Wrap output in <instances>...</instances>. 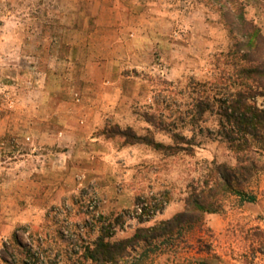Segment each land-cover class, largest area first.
<instances>
[{"label": "rangeland", "instance_id": "rangeland-1", "mask_svg": "<svg viewBox=\"0 0 264 264\" xmlns=\"http://www.w3.org/2000/svg\"><path fill=\"white\" fill-rule=\"evenodd\" d=\"M242 1L264 33V0ZM230 45L195 0H0V264H70L101 226L142 236L117 264H264V159L253 202L174 221L212 163L235 165L197 108L223 91Z\"/></svg>", "mask_w": 264, "mask_h": 264}, {"label": "trees", "instance_id": "trees-1", "mask_svg": "<svg viewBox=\"0 0 264 264\" xmlns=\"http://www.w3.org/2000/svg\"><path fill=\"white\" fill-rule=\"evenodd\" d=\"M195 1L218 17V23L231 42L224 56L232 73L226 75L223 91L198 101L197 108L199 116L215 109L219 131L228 143L235 165L212 163L203 182L204 188L198 192L194 189L186 200L184 211L174 217L178 225L195 223L204 214L221 211V197L226 194L253 202L255 198L245 192L244 185L261 168L260 162L264 159V33L249 18L242 0ZM144 117L152 126L164 127L162 120L157 123L154 116ZM116 135L129 144L145 143L158 149H168L174 154L192 151L190 140L178 134L171 135L173 146L167 147L153 139L138 137L130 130L119 131ZM183 143L187 146H182ZM165 227L169 226L165 224ZM106 229L101 226L94 240L83 241L80 252L64 254L66 261L70 264H117L128 255L132 243L140 242L142 238L137 232L132 238L112 241V232ZM27 255L28 252L24 253Z\"/></svg>", "mask_w": 264, "mask_h": 264}]
</instances>
